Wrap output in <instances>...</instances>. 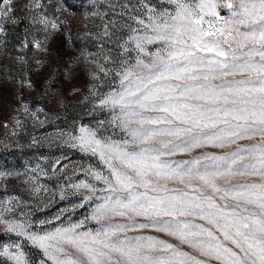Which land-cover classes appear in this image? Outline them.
<instances>
[{"label":"snow or ice","instance_id":"1","mask_svg":"<svg viewBox=\"0 0 264 264\" xmlns=\"http://www.w3.org/2000/svg\"><path fill=\"white\" fill-rule=\"evenodd\" d=\"M220 2L199 0L194 9L178 3L172 23H154L155 35L136 39L148 60L137 58L117 73L119 89L100 102L119 110L116 119L130 140L124 147L102 145L85 129L80 137L82 147L95 145L91 150H99L111 170L110 195L93 219L128 222L30 236L52 264H264V0H223L227 18L217 11ZM144 42L161 46L147 52ZM202 146L235 147L191 161L164 159ZM236 178L251 182L232 183ZM144 230L173 238L204 259L162 238L127 235ZM0 255L25 264L23 253L10 255L7 246Z\"/></svg>","mask_w":264,"mask_h":264},{"label":"rangeland","instance_id":"2","mask_svg":"<svg viewBox=\"0 0 264 264\" xmlns=\"http://www.w3.org/2000/svg\"><path fill=\"white\" fill-rule=\"evenodd\" d=\"M178 3L194 9L199 0H0V251L7 246L10 255L23 253L25 264H52L30 236L74 226L76 233L95 232L102 224L128 222L119 216L93 219L97 206L110 195L105 189L112 177L99 150H91L95 145L82 147L81 129L94 133L92 138L102 145L124 147L130 140L116 119L119 110L100 102L119 89L117 73L135 65L137 58L148 60L136 48V39L155 35L154 23H172ZM217 11L222 18L230 15L223 0ZM143 46L154 52L161 45ZM234 147L202 146L164 159L191 161L203 154L223 155ZM108 156L105 153V159ZM112 163L120 167L115 159ZM246 181L251 179L232 183ZM169 187L183 186L170 182ZM127 235H148L180 246L151 230ZM48 243L55 247L57 242ZM60 246L72 252L68 245ZM0 264L15 261L0 255Z\"/></svg>","mask_w":264,"mask_h":264}]
</instances>
